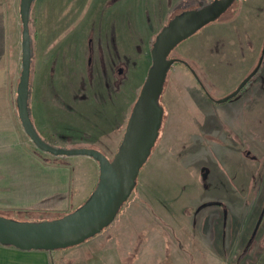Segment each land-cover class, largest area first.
I'll use <instances>...</instances> for the list:
<instances>
[{
	"label": "rangeland",
	"instance_id": "1",
	"mask_svg": "<svg viewBox=\"0 0 264 264\" xmlns=\"http://www.w3.org/2000/svg\"><path fill=\"white\" fill-rule=\"evenodd\" d=\"M49 1L55 5L53 11L48 5L49 3L44 5L45 10L42 3L39 1L35 3L33 14L35 19L33 30L37 46L35 65L45 64L44 60H46L43 57L45 50L42 51V48H46L48 43L44 40L43 23L46 21V24L52 25L51 28L54 29L56 22L62 26L63 19L67 22L71 20L70 17L78 16L77 10L73 13L62 11V0H58L57 4L54 0ZM112 1L99 0L97 16L100 20L101 18L105 19L103 16H107L106 19L110 17L107 9ZM131 1L133 2V0H129V2ZM211 1L213 0H183L180 4L184 10L176 12V9L181 7L179 6L168 12L157 28L154 27V23L150 22V15L147 14L149 22L145 26L148 29L146 33L150 45L147 48L145 59H143L142 54H139L143 51L140 44L142 42L140 39L143 33L142 29L139 33H133L137 26L131 22L129 31L132 32L128 36L127 30L124 31L116 26L113 29L114 38H119L120 44L128 40L131 42L130 60L118 59L119 55H114V58H107L103 50L104 45L99 44V52L93 46L94 48L90 49L87 57V75L91 78L94 68L98 65L100 69L104 68L105 76L100 77V82L104 83L111 93L120 92L121 100L112 102L104 100L105 90H101L99 87V93H95L99 106L97 115L94 114L92 118L84 122L85 126L83 127L87 132L83 134L80 132L81 129L76 128L79 120L76 103H78L77 100L86 97L85 84L82 81L78 87L75 83L67 82L65 79L68 78L63 77L61 91L52 89L50 95L49 92L45 91L42 94L43 101L45 97L50 99V96H53L51 98L53 104L45 109V113H47L45 130L38 126L44 139L56 147L63 148L85 146L83 144L87 143L89 146L86 147L101 149L109 157H113L114 152L112 151L118 143L116 132L125 129L128 113L131 111L152 65L151 48L156 34L175 15L185 10L199 9ZM82 2L84 3L83 0L77 1V5L80 7L79 18L92 13L83 12ZM98 7L95 9L96 12ZM92 15L95 16L94 11ZM239 15L240 17H238ZM51 19L53 21L56 19V21L53 22ZM234 21H236L235 24ZM214 22L219 26L215 30L216 32L208 33L207 31L206 33L204 30L209 29H200L171 51L172 57L180 61L174 63L164 85L160 98V104L164 108V116L157 143L153 147L150 161L146 166L159 164L160 160H164L165 154L161 153L163 150L170 155V157H166V160L171 159L170 162H167L170 166H181L183 161L193 163L195 172L200 174H198L200 184L202 183L201 178L209 177L206 184L209 182L208 187L211 195L209 197L200 194L201 200H207V203L199 205L196 223H199V219L206 211L210 216L211 228H214L212 226H215L217 222L215 212L223 213L226 211V220L225 223L223 222L226 228V239L229 228L236 223L235 229L238 232H244L246 236L238 238V232L235 231L236 237L232 238L236 241L232 243L234 245L227 246L226 243L225 263L264 264V105L256 111L251 108L250 97L247 99L242 97L250 88H255V86L260 87L258 90L259 99L261 91L264 92V58L257 74L236 97L226 102H217L218 99L233 92L259 61L264 48V0H235L230 8ZM247 22L257 24L252 39L255 42V36H257L259 41L257 57H255L254 52L255 45H252L251 50L250 46L248 48L242 41L245 37L241 36V31L244 30ZM104 23L99 24L100 43L104 41L107 35ZM230 28L233 30H227ZM78 32L81 33L82 31ZM51 33H55L54 30ZM234 37L238 40H234ZM247 38L249 39V36ZM229 40H232V43H227ZM40 54L42 56H39ZM250 57H255V59L250 60ZM39 68L41 69L40 66ZM111 72L112 76L110 75ZM39 76L38 73L34 87L42 82ZM58 104L60 109L55 110L54 106L58 108ZM256 112L259 114V119L257 123H253L254 119L252 118L255 117ZM72 125H75V128H72ZM3 145H5L4 142L0 141V216L16 220L40 221L53 220L67 214L62 212L61 207L62 199L65 197L62 194V167L69 169L68 173L65 174L66 179L75 177L74 170L72 173V169L69 167L68 159L62 156L56 157L41 151L39 148H34V151L29 153H32V156L37 160L35 166L31 171H24L22 167H19L16 157L6 155L10 154V151ZM235 145L241 149V155H244V165L256 167L258 164V172L252 178L255 183L252 182L250 190H246L245 195L248 194L246 196L248 198L241 200L240 204L230 207L223 200L221 201L223 204H221L218 202V198H214L217 192H213L211 176L219 173L217 170L219 167H216V164L211 161L204 160L203 156L204 152L208 150L207 148H212L216 151V159L219 158L218 154H220V158L223 157L224 159L223 151L226 150L227 163L228 154L231 153V150L234 151ZM199 154L202 157L198 156ZM192 158H194V162ZM19 168L21 169L19 170ZM24 168H28V165ZM28 174L31 175V178L27 176ZM225 175L227 183L231 184L232 177L228 173ZM40 184H57L58 187L43 190L41 189L43 187H38ZM33 187L36 188V194L26 195L25 192L23 193V190L30 191ZM54 191L56 192L54 193ZM48 194L50 196H47ZM67 195L69 196V193ZM198 195L199 193L196 194V196ZM197 201L196 199V205L198 204ZM113 226H107L103 230H112ZM103 232L105 234L107 231ZM198 255L202 256L201 253ZM143 256L146 261L149 260L146 253ZM193 256L195 257V254ZM163 257V259L157 257L160 262L154 259V261L149 260V263L172 264L170 262L171 256L164 254Z\"/></svg>",
	"mask_w": 264,
	"mask_h": 264
},
{
	"label": "crops",
	"instance_id": "2",
	"mask_svg": "<svg viewBox=\"0 0 264 264\" xmlns=\"http://www.w3.org/2000/svg\"><path fill=\"white\" fill-rule=\"evenodd\" d=\"M20 1L0 0V141L4 142L5 145L3 146L10 151V154L6 155L16 157L19 167H22L24 171H31L37 160L29 152H33L34 148L38 147L24 130L17 105V90L22 72ZM38 1L42 3L43 7L46 3H49L48 5H50L52 11L55 8V5L51 4L49 0H35L30 12L32 64L29 109L38 132V126L44 129L47 121L45 109H48L50 104H53L51 102L53 96H50V99L45 97L43 101L42 94L45 91L49 92L50 95L52 89L61 91L62 79L65 77L68 78L65 79L67 82L75 83L78 87L82 81L85 84L86 97L85 99L77 100L78 103H76L79 113L76 128L81 129L80 132L85 134L87 130L83 127L85 126L84 122L92 118L94 114L97 115L99 106L96 92L99 93L100 89H104V100L108 102L121 100L119 97L120 92L111 93L110 89H107L106 85L100 82V77L105 76L104 68L100 69L99 65L96 66L93 70L94 73L91 74L92 77H88L87 57L90 49L95 46L99 52V44H102L104 45L103 50L107 58H114V55H119L118 59L129 61L131 58V42L128 40L120 44L119 38L116 39L113 36V29L117 26L124 31L127 30L129 36L132 32L129 31L131 22H134L133 24L137 28L133 30V33H139L140 29L143 31L140 38L142 39L140 44L143 51L139 52L138 48L136 50L145 59L147 48L150 45V42L147 41L146 33L148 30L146 26L149 22L147 14L150 15V22L154 23V27L157 28L168 12L179 6L181 7L176 9V12L184 10V7L180 4L183 0H133V2H129V0H113L107 9V13L110 14L108 19L110 20L103 15L105 19L101 18L100 20L97 16V13H99V0H83V12L93 13L94 11L95 16L93 17L92 13H90V15H84L82 18H79L80 7L77 5L78 0H62V11L73 13L77 10L78 16L75 18L70 17L71 20L67 22L63 19L62 26L56 22L54 29L51 28L52 25L46 24V21L43 23L44 40L48 43L46 48H42V51L45 50L43 57L46 60H44L45 64L35 65L37 46L33 30V22L35 20L33 14L35 12V3ZM54 1L57 4L58 0ZM97 7L98 11L96 12L95 9ZM51 20L53 21V19ZM236 21H234V24ZM103 22H105L107 35L104 41L100 43L99 24H103ZM217 26L218 24L212 22L202 29H209L204 30L206 33L207 31L208 33L216 32L215 30L219 28ZM256 28L257 24L247 22L244 30L241 31V36L245 37L242 41L248 48L250 46L252 50V45H255V57H257L256 55L259 52L257 36H255V42L252 40L253 32L256 31ZM75 29L82 32L80 33ZM52 30L55 33H51ZM51 35L53 37H50ZM248 36L249 39L247 38ZM230 37L232 38V36ZM234 40L238 39L234 37ZM227 43H232V40ZM39 56H42V54ZM255 57H250V60L255 59ZM38 73L42 82L34 87ZM107 75H109V72H107ZM110 75L112 76V72ZM258 90H260V87L255 86V88H250L242 96L246 99L250 97L251 108L256 111L260 106L264 105V92L261 91L259 99ZM54 109L59 110L60 106L58 108L54 106ZM130 113L131 111L128 113L125 129L116 132L118 134V143L116 145L117 148L115 147L114 151H112L114 152L113 154L118 150L123 138ZM254 115L255 117L252 118L254 119L253 123H257L259 114L256 112ZM72 128H75V125H72ZM111 131L110 133H112ZM83 145L89 146L87 143ZM207 149L204 152V160L211 161L216 164V167H219L217 169L219 173L211 176L213 192H217L214 198H218V202L221 204H223L221 202L223 200L230 207L240 204L241 200L248 198L246 197L248 194L245 195L246 190H250L252 182L255 183L252 178L258 172V164L256 167L244 165V155H241L242 151L236 145L234 146V151L231 150V153L228 154L227 163L226 150L223 151L224 159L223 157L220 158V154H218L219 158L216 159V151L212 148ZM219 150L220 152L222 151L221 146ZM161 153L165 154L164 160H160L159 164L146 166L150 161V156L140 170L133 192L110 224L114 225L112 230H102L77 246L52 251L43 249L23 250L12 245L0 243V264H151L149 260L154 261L156 259L155 261L160 262L157 257L163 259L164 254L171 256L170 262L172 264H226L224 259L226 243L227 246H231L234 245L232 243L236 242L232 238L236 237L234 233L237 231L235 229L237 223L234 224L235 226L233 225L234 227L229 228L227 239L224 225L226 211L223 213L220 211L215 212L217 222L215 226H212L214 228H211L210 216L206 211L199 219V223H196V213L199 205L207 203V200H201L200 196L205 194L211 197L208 187L209 182L206 184L209 177L206 179L201 178L202 183L200 184V174L198 173V175L195 172L193 163L183 161L181 166H170L167 162H170L171 159L166 160V157H170V155L166 154L165 150ZM198 156L202 157L200 154ZM62 157L68 159L72 173L73 170L75 172L73 173L75 177H70L68 180L65 174L68 173L69 169L62 167V194L65 197L62 199L61 207L63 213H69L84 203L95 189L99 180L100 169L99 163L89 156L62 155ZM192 160L194 162V158ZM27 165L28 168H24ZM226 173L233 179H231V184L226 181ZM27 176L31 178L30 174ZM31 183L29 184L30 186ZM38 187H43L41 189L45 190L58 186L57 184H40ZM35 190V187L30 191L25 189L23 193L33 195L36 194ZM68 193L69 196L67 195ZM197 193H199L198 196H196ZM47 196L50 195L48 194ZM196 199L198 200L197 205ZM103 231L107 232L103 234ZM244 236H246L244 232H238V238ZM144 253L147 254L149 260H145ZM200 253L202 256L198 255ZM193 254H195V257ZM152 264L155 263L153 262Z\"/></svg>",
	"mask_w": 264,
	"mask_h": 264
},
{
	"label": "water",
	"instance_id": "3",
	"mask_svg": "<svg viewBox=\"0 0 264 264\" xmlns=\"http://www.w3.org/2000/svg\"><path fill=\"white\" fill-rule=\"evenodd\" d=\"M35 0L20 1L22 21V72L17 90L19 116L25 132L35 145L55 156L85 155L99 163V180L90 196L73 211L53 220L24 221L0 216V243L23 250H57L79 245L101 232L115 219L133 192L140 170L157 143L164 108L160 104L164 85L172 65L180 61L170 57L182 41L216 21L235 0H213L199 8L175 15L156 35L152 44V65L132 107L126 130L113 157L95 147H56L44 139L30 115L29 94L32 64L30 12ZM264 48L255 68L230 94L217 100L236 97L257 74ZM194 74V70H192ZM199 80V78L197 77Z\"/></svg>",
	"mask_w": 264,
	"mask_h": 264
},
{
	"label": "trees",
	"instance_id": "4",
	"mask_svg": "<svg viewBox=\"0 0 264 264\" xmlns=\"http://www.w3.org/2000/svg\"><path fill=\"white\" fill-rule=\"evenodd\" d=\"M217 20H218V19H217ZM217 20H216V21H217ZM170 57H172V55H171V54H170ZM177 62H178V61H177ZM175 63H176V62H175ZM173 65H174V64H173ZM173 65H172V66H173ZM171 68H172V67H171ZM170 70H171V69H170ZM169 72H170V71H169ZM168 74H169V73H168Z\"/></svg>",
	"mask_w": 264,
	"mask_h": 264
}]
</instances>
